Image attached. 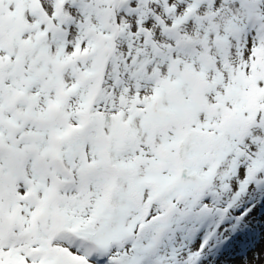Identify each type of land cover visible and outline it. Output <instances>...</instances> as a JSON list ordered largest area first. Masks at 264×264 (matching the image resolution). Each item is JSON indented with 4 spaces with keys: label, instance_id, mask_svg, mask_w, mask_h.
<instances>
[{
    "label": "snow or ice",
    "instance_id": "obj_1",
    "mask_svg": "<svg viewBox=\"0 0 264 264\" xmlns=\"http://www.w3.org/2000/svg\"><path fill=\"white\" fill-rule=\"evenodd\" d=\"M262 257L264 0H0V264Z\"/></svg>",
    "mask_w": 264,
    "mask_h": 264
},
{
    "label": "rangeland",
    "instance_id": "obj_2",
    "mask_svg": "<svg viewBox=\"0 0 264 264\" xmlns=\"http://www.w3.org/2000/svg\"><path fill=\"white\" fill-rule=\"evenodd\" d=\"M259 247L260 246L258 243L252 244L245 251L237 252L236 255L240 256L242 259L245 257H247L248 259H251L253 252L257 251ZM255 264H264V257H262L261 261H256Z\"/></svg>",
    "mask_w": 264,
    "mask_h": 264
}]
</instances>
